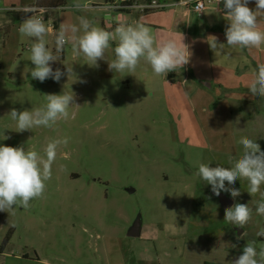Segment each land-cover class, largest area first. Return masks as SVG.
I'll return each instance as SVG.
<instances>
[{
	"label": "rangeland",
	"instance_id": "obj_1",
	"mask_svg": "<svg viewBox=\"0 0 264 264\" xmlns=\"http://www.w3.org/2000/svg\"><path fill=\"white\" fill-rule=\"evenodd\" d=\"M34 3L0 0V145L43 156L50 140L67 138L68 144L58 149L43 196L27 209L0 212V246L10 238L9 257L0 256V264H228L249 241L258 250L264 247V237L256 235L264 229V216L255 214L259 195L247 193V182L236 181L241 195L235 200L223 192L233 205L253 209L238 234L224 221L225 209L211 186L196 175L200 163L230 167L243 153L242 136L264 150V114L256 98L214 84L213 91L203 86L193 91L190 102L180 80L172 87L155 75L153 84L142 83L138 77L144 72L154 76L149 64L134 73L109 71L113 46L94 67L67 45L52 67L66 71L67 65L73 73L41 83L30 74L31 40L20 34L21 21L12 15ZM104 5L105 0H66L62 9L37 14L52 29L54 21L59 28L78 25L80 16L101 27L107 12L98 8ZM45 39L54 49L55 31ZM126 78L130 84L123 83ZM63 91L73 92L78 105L68 109V119L16 131L7 114L12 108L41 107L46 94ZM139 215L141 237L129 238Z\"/></svg>",
	"mask_w": 264,
	"mask_h": 264
},
{
	"label": "clouds",
	"instance_id": "obj_2",
	"mask_svg": "<svg viewBox=\"0 0 264 264\" xmlns=\"http://www.w3.org/2000/svg\"><path fill=\"white\" fill-rule=\"evenodd\" d=\"M221 2L223 18L228 22L224 32L226 44L218 43V38L212 36L211 49H223L225 46L251 49L264 45V27L260 24V20L264 19V0H255V9L248 6L249 0H219ZM75 7L79 9L81 5L77 3ZM78 19V25L62 24L55 31L54 49L47 46L45 39L54 30L45 24L43 15H28L21 21L20 34L31 40L30 61L35 65L30 71L32 79L43 83L47 79L59 82L65 75L69 77L73 73L72 67L65 65L66 71L60 68L53 70L52 67L67 45L71 46L74 57L83 55L90 62L89 66L99 67L98 61L106 60V50L115 41V58L106 60L108 70L112 72L127 70L134 73L143 59L151 66L154 74L166 77L190 62V46L184 43L181 33L179 38L169 37L157 42L151 29L142 23H120L114 31H108L95 26L85 16ZM248 90L252 96L264 99V63H259L254 70ZM45 97L47 102L41 107L23 111L12 108L7 113L16 122L17 132L32 131L36 127H52L57 121L68 119V109L77 105L73 92L46 94ZM67 144V138L50 140L44 148L43 156L37 151L25 150L23 146L0 145V212L10 213L17 206L27 209L30 201L43 196L46 181L52 176V165L58 149ZM239 144L243 147V153L232 161L230 167L218 164L210 167V163H200L196 175L211 186L214 195L218 197L221 192H226L233 200L241 195V190L234 187L236 181H246L247 193L251 197L259 195L255 214L264 216V150H261L256 140L247 136H242ZM252 217L253 209L245 203H235L224 210V221L237 229H244ZM256 235L264 237V229ZM228 264H264V247L258 250L256 241H249L241 254Z\"/></svg>",
	"mask_w": 264,
	"mask_h": 264
},
{
	"label": "crops",
	"instance_id": "obj_3",
	"mask_svg": "<svg viewBox=\"0 0 264 264\" xmlns=\"http://www.w3.org/2000/svg\"><path fill=\"white\" fill-rule=\"evenodd\" d=\"M108 1L110 0H105L106 4ZM156 1L165 4L166 8L162 10L150 9L148 11L138 9L111 11L106 9V5L100 6L98 8L100 11L105 10L107 12V15L104 16L105 20L103 18L100 22L101 28L114 31L115 27L120 23L132 25L142 23L151 29L157 42L169 37L179 38L181 33L184 36V43L190 46L192 53L190 62L183 69L170 72L169 74L173 78L170 79L168 74L165 77L167 79L165 80V84L173 87L179 84L178 80H180L190 102L192 92H201L199 90L201 86L205 87L207 91H213L215 84L219 90L231 91L230 94H234L240 90L249 92L248 85L253 78L254 70L259 63H264V45L260 48L251 49H241L238 46L232 48L225 46L223 49L219 47L215 50L211 49L210 44L213 42L212 36L218 38V43L226 44L224 32L228 26V22L223 18V12L221 11L223 9L222 2L220 9L214 6H208L199 15L192 9V3L195 0ZM142 2L144 0L139 3ZM248 6L255 9V0H249ZM25 9L24 7L17 11ZM260 24L261 27H264V19L260 20ZM115 45L116 42H112V46L115 47ZM147 64L145 60L141 59L138 65ZM151 74L144 72L142 74L143 76H139L138 78L142 83L151 85L154 83V77L156 75L154 74L152 76ZM162 77L164 78V76ZM122 81L123 83L130 84L131 79L126 78ZM189 87L192 88L191 91ZM255 98L258 111L264 114V99ZM260 106L263 110H260ZM8 245L5 249H7ZM0 256L9 257V254L4 250L3 253H0ZM13 258L14 260L16 259L15 257ZM16 260H19V257Z\"/></svg>",
	"mask_w": 264,
	"mask_h": 264
},
{
	"label": "trees",
	"instance_id": "obj_4",
	"mask_svg": "<svg viewBox=\"0 0 264 264\" xmlns=\"http://www.w3.org/2000/svg\"><path fill=\"white\" fill-rule=\"evenodd\" d=\"M112 1V0H110ZM108 1V2H110ZM143 0H131L128 4L129 5H124L125 9L123 8L120 11H129L131 10L129 6H131L133 3H139ZM153 0H144V2H151ZM66 6V0H36L35 3L31 6H29V8L27 10H21V11H13L12 15H13V19L16 22H20L22 21L24 18H26L28 15H32V14H37L40 10L42 9H62ZM148 11V10H146ZM53 29L54 31L58 30V24L57 21H54L53 23ZM64 57V54H62V58ZM170 79H172V75L169 74ZM260 110H263L261 108V106L259 107ZM9 236L5 238V240L2 242L1 246H0V253H3L7 244L9 243ZM264 240V239H261ZM204 264H210L208 262H205Z\"/></svg>",
	"mask_w": 264,
	"mask_h": 264
},
{
	"label": "built area",
	"instance_id": "obj_5",
	"mask_svg": "<svg viewBox=\"0 0 264 264\" xmlns=\"http://www.w3.org/2000/svg\"><path fill=\"white\" fill-rule=\"evenodd\" d=\"M131 0H112L106 4V8L111 11H120L123 8L125 9L124 5H129L128 3ZM208 6H214L218 9L221 8V3H219V0H195L192 3V9L197 12L199 15L202 14V12L208 7ZM130 9H140V10H162L166 8L165 4L159 3L156 0H153L151 2H145V3H133L131 6H129Z\"/></svg>",
	"mask_w": 264,
	"mask_h": 264
},
{
	"label": "water",
	"instance_id": "obj_6",
	"mask_svg": "<svg viewBox=\"0 0 264 264\" xmlns=\"http://www.w3.org/2000/svg\"><path fill=\"white\" fill-rule=\"evenodd\" d=\"M213 196H215L219 200L220 204L222 205L224 209L233 205V201L223 192H221L220 196L218 197L214 194ZM142 227H143L142 218H141V215H139L135 219L131 227L128 229L127 236L133 239L140 238L142 234ZM241 233H242V230L239 229L238 234H241Z\"/></svg>",
	"mask_w": 264,
	"mask_h": 264
}]
</instances>
